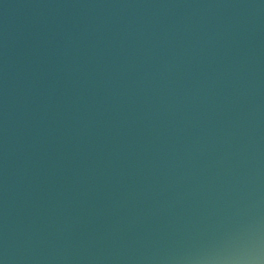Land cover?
<instances>
[{"label":"water","instance_id":"water-1","mask_svg":"<svg viewBox=\"0 0 264 264\" xmlns=\"http://www.w3.org/2000/svg\"><path fill=\"white\" fill-rule=\"evenodd\" d=\"M0 264H264V0H0Z\"/></svg>","mask_w":264,"mask_h":264}]
</instances>
